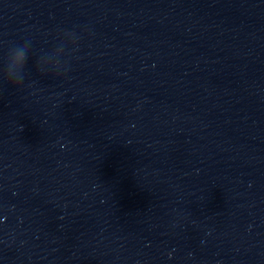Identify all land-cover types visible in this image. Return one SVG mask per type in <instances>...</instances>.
Listing matches in <instances>:
<instances>
[{"label": "water", "instance_id": "1", "mask_svg": "<svg viewBox=\"0 0 264 264\" xmlns=\"http://www.w3.org/2000/svg\"><path fill=\"white\" fill-rule=\"evenodd\" d=\"M0 264H264V0H0Z\"/></svg>", "mask_w": 264, "mask_h": 264}, {"label": "clouds", "instance_id": "2", "mask_svg": "<svg viewBox=\"0 0 264 264\" xmlns=\"http://www.w3.org/2000/svg\"><path fill=\"white\" fill-rule=\"evenodd\" d=\"M25 44H15L11 46L5 57V66L3 68V79L13 87L19 88L25 80V68L28 61L29 48ZM40 63V62H39ZM39 63L37 65L39 69ZM16 67L17 72H12L9 69Z\"/></svg>", "mask_w": 264, "mask_h": 264}]
</instances>
